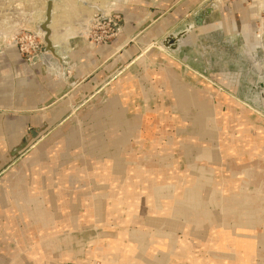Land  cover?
<instances>
[{
    "label": "crops",
    "instance_id": "0c3cea01",
    "mask_svg": "<svg viewBox=\"0 0 264 264\" xmlns=\"http://www.w3.org/2000/svg\"><path fill=\"white\" fill-rule=\"evenodd\" d=\"M132 2L127 8L124 7L119 10V15L123 17L122 32L116 36L114 41L95 47L86 42L79 46H74L71 40L67 45L69 57L66 54H58V58L54 56L53 59L44 60V63L54 68L53 70H61L63 74L67 70H74L71 73L72 80L68 85H65L66 82H61L59 79L51 83L49 77L38 70L37 75H32L30 81L23 80L24 87L16 91L13 88H6L4 81H0V109L6 108L8 112L15 113V115H7L0 112L1 161L5 162L6 157L10 156L14 147L21 144L26 138L28 128L40 129L41 133L45 134L61 123L65 119L68 109L70 110L74 107L70 99L73 97L75 90L79 87L88 89L89 86L94 85L99 87L100 85H104L113 74L119 73L124 67L125 69H129L138 62L139 58H143L151 49L157 45H161L167 37L171 35L178 36L174 33H177V31L181 32L184 27L190 24V18L195 21L204 16L201 12L204 11L202 9L206 4L205 0H135ZM219 3L221 2L219 1L216 4ZM245 6L246 3L241 0L225 4L221 7L222 12L226 13L223 21H220L217 25H206L209 16L203 17V25L198 26L192 32L195 33L196 30L211 28L209 31L217 30L224 32L225 34L223 35L227 38L222 37V39H228V41H225L227 43L236 39L242 40L247 45H254L252 38L255 17L253 16L251 7L248 9ZM63 36H66V33H63L61 37ZM200 36H203V38ZM197 39L196 45L199 44L200 47L197 46L199 52L204 56L207 49L206 39L209 40V37L204 33L197 36ZM63 40L61 39L59 40L60 43L59 41L57 43L63 45ZM185 40H179L178 47L180 51L172 52L171 54L183 56L184 61H188V51L185 49V42L187 40ZM73 46L74 49H72ZM141 47L144 49L148 47V49L144 50L141 57H137ZM152 52V54H149V59L156 58L155 52ZM18 57L19 55L16 53L6 54L1 59L4 62H2L3 66L7 68L10 66L9 68H12L13 62L17 60L16 65L22 67L26 75H30L31 73L27 69V66L18 62ZM68 58L69 61H67ZM148 61L140 62H142L141 64H148ZM167 62L159 70L150 69L147 72L144 80L152 81L148 87L143 84L146 81L139 83L134 78H132L133 86L129 85L126 87L129 89L127 92L140 91L137 95L145 99V107L150 114H157L156 111L151 112L150 102L152 101V96L154 94L157 95L158 91H163L164 86L167 85L166 81L173 78L172 73L180 80V83L182 82L185 86L207 94L204 90L190 86L180 79L179 75L173 70L174 64L172 60ZM215 63L218 62L216 61ZM127 64L128 66H125ZM206 64L209 68L213 66L211 62ZM201 65L202 70L205 71V65ZM5 74L2 80L7 79V75ZM222 75L226 79L231 77L229 73H223L220 76ZM131 76L130 72L125 73L121 79L127 81ZM154 79L155 81H153ZM118 82L114 84L115 87L112 88V93H115L113 91L117 90L115 88H117L118 85L116 84ZM68 87L72 91L66 93ZM121 95L120 93H115L114 96L119 98H115L111 103L113 105H111L112 109L107 110L108 113L113 110L112 112L115 114V118L112 119L107 129H110V133H113L112 131L114 130L117 131V135L113 134L115 137H110V135L109 140L113 138L116 141H124L125 139L134 137L135 140L140 142L141 139H144L142 135V130H144V133L146 132V139H151L152 141L151 148H153L152 145L155 140V137L153 139L152 136L163 135L160 145H157V147H161L162 151L158 153L156 151L153 152V149H151L147 153V160L143 159V161L142 158L127 162L125 159H122L123 164L127 166H131L133 163L138 166V168L134 166L135 168L131 169L132 172L134 170L135 174L130 179L127 176H122L126 168L122 166L119 159L125 147L121 148V150L118 148L119 150L116 151L115 155L107 154V152L104 155V159L102 153L100 154V158H97L96 152H106L105 149L108 145L104 146V142L100 138L95 137L94 139L97 143L92 146L93 148L88 151L81 149V151H83V156L91 155L90 157L94 161L104 162L103 166H94L95 168H93L92 162L91 164L84 163L83 170L74 167L63 173L57 171V176L52 174L51 180L42 179V177L40 179L41 172L39 170L36 173V177L33 176L31 178V181L35 182V188L32 187L31 189L32 183L29 185V177L28 175L25 176L21 180V183L22 185H27L26 194L25 197L22 195L21 202L23 205H30V207L34 205V208L31 209L32 218L41 221V223L36 225L37 242L35 246L28 247L23 251V248L14 239L11 238V240L9 237L3 239L4 235L6 236L7 233L11 232L8 230L7 225L12 224L14 218L10 215L11 218L5 219L6 224L0 227V229L2 228L0 230V239L4 244L11 240L14 245L12 248H9L12 251H16V253L13 254V258L8 263L7 261L3 262L4 260H0V264H50V261L46 260L47 256H41L39 253L44 252L54 255V251L58 249L56 243H60L59 236L61 234L64 236L71 235V230H77L83 222L91 221V218L97 217L98 212H108V203L111 200H113L111 201L112 203H117L118 205L120 203L128 205L129 210L126 212L127 214L125 211L123 212V219H126L125 214L126 216L131 214L134 220H139L142 214H148V222L142 223V226L138 230H132L128 227L122 229L116 235V242H108L105 245L100 243L101 246L99 244L96 253L89 254V258H99L104 264H125L128 262L129 253L134 251L133 246L137 245L139 248L133 257L136 264H154L150 263L148 259L150 257L146 258L144 254L142 255L143 252H141V250L145 249L144 237L150 234L155 237V252L159 250V246L167 248L175 241L177 244H174V247L177 245V248L182 253V261L186 262V264H264V160L260 161L258 158L251 160L248 154L252 146L256 144L250 143L247 145L243 151L244 155L240 158L238 157L239 161L234 157L232 159L230 156L226 158L227 161L220 162L216 158L220 157L219 154L221 152L219 138L220 140L223 139H221L218 133L213 134L215 136L211 138L206 136L203 141H189L191 138L189 134L194 130V127H192L194 119H196L194 123L197 125L205 122L219 124L223 121L226 126L230 125V123L239 122L241 126L246 125L248 127V124L242 122L239 119L240 116L237 114L236 108H240V104L235 102L234 105V100L228 101L229 98L226 99L224 96L220 97L219 95L221 100L223 97L224 100L226 99L229 106L228 113L222 115L220 106L223 100L218 105H215L211 101L212 98L207 94L205 95L207 99H204L208 100L216 109L212 113L208 111L206 114L204 111L199 112V109L195 108L198 106L204 107L202 104L203 100H186V103L190 102L187 105L183 101L174 102L172 99L168 100L166 95L163 96V104L161 103L159 107L170 108L171 114L174 109L184 110L186 107H193L190 111L192 115L185 114L178 116L173 115V113L172 117L170 115V117H161L162 119L159 122H151L147 116H139L140 118L137 117L131 122L125 119L123 121L118 119L120 110H114L130 106L126 100L129 95L125 97ZM138 107L140 108L141 106L138 104ZM193 110H195V114ZM137 111H140V109ZM198 112L202 113V115H197ZM27 113H34V115H26ZM213 113L214 116H211ZM208 114L210 115L209 117ZM204 115H207V117ZM211 117L213 118L210 119ZM171 120H176L177 122V125H175L177 127L175 128L176 134L166 131L169 123L173 122ZM145 124L148 127L156 125L158 129L151 128L148 131ZM131 125L133 126L130 129ZM126 127L129 128L128 131ZM231 130L234 131L229 133L236 135L237 130L230 129L229 131ZM133 134L136 135L134 136ZM178 137L181 138L180 142H183V144L190 143L191 146H185L188 148L182 149L183 146L180 147L182 144L178 142ZM169 138L175 139L176 143H179L180 146H176L172 151H163V149L167 148L164 146L167 144ZM50 152L51 150L46 154H50ZM58 152L57 160H60L65 151ZM157 155H159V159L155 158ZM169 155L173 156L170 161L166 157ZM42 157H45V153H43ZM164 157H166L165 161H168L164 166L168 167L159 170L158 173V165L161 164ZM206 157H208V160L203 159ZM49 160H52V164L48 168L51 172V170L53 171V167H55L53 161H56V156H53L52 153ZM259 161L260 166L257 165ZM231 162H237L238 165L233 166V169H236L238 173L245 170L252 171V168L255 175L254 178L246 179L244 175H240V177L238 176L240 179L234 182L235 184H231L233 182L229 183V180L227 184L222 178L226 172L228 174L227 178L229 177V172L231 171L229 166L233 165ZM46 163H48V160L42 163L44 168L46 167ZM182 163L184 164V171L181 168ZM37 167L39 168V166ZM28 168L25 165L21 169L22 171L20 170L21 173L29 172ZM176 169H178V172ZM193 169L198 170L196 172L204 177L202 179H194L195 181L191 180L193 177L195 178V175L191 172ZM211 171L214 172L212 173ZM89 172H93L94 174V176H91L92 179ZM250 176L252 177L251 174ZM187 177L189 179L191 177V179L188 180ZM81 181H84L82 187L79 185ZM15 182H13L12 178L5 179L0 186V212L5 211V215H9L7 205L9 196L6 193L11 187L10 185ZM77 184L79 185L78 187ZM94 189L95 191H98L97 189L100 191V196L98 197L101 199H97V201L92 199L96 197L93 195ZM185 191L192 192L194 196L187 193L185 195ZM87 200H91L93 204L87 206L85 214L79 213V204L81 205V203H85ZM74 202L78 203V205L74 206ZM104 204H107V211ZM176 205L180 206L184 211L181 210V212L173 213L172 209ZM93 212L96 214L93 215ZM108 216L110 217L109 214ZM18 219L23 222L21 225L25 226V223L26 226L30 225V219L26 212L20 213ZM2 221L4 219L0 217V225L3 224ZM61 230L68 231H63L62 233ZM144 230L149 231L145 232ZM125 238H128L129 244L123 242ZM167 239L169 242L166 241ZM6 247L8 248V246ZM7 248H1L0 251H10ZM30 248H32L31 251H29ZM146 250L147 248L144 253H146ZM27 251H29V254L25 253ZM71 258L70 261L74 264L75 256ZM13 259H17V262H12Z\"/></svg>",
    "mask_w": 264,
    "mask_h": 264
},
{
    "label": "rangeland",
    "instance_id": "374dc122",
    "mask_svg": "<svg viewBox=\"0 0 264 264\" xmlns=\"http://www.w3.org/2000/svg\"><path fill=\"white\" fill-rule=\"evenodd\" d=\"M12 1L13 0H0V81H4L6 88H13V90L16 91L17 89L24 87L23 80L30 81V79H32V75H37L38 70L49 77L51 83L54 80L59 79L61 82L65 81V85H68L72 80L71 73L74 70H67L63 74L61 70H53L54 68L52 66H48V64L44 63V60H46V55L44 56L45 53L51 55L49 59H53V56H55L49 51L45 52V37H41L43 35V32L42 30H38V26L42 25V23H44L45 21L48 0H14L13 2L15 3H13ZM132 1L135 0H92L91 6H85L78 0L74 1L77 5H72L71 3L69 5L67 2H70V0H55L53 3L52 23L50 24L49 28L54 33L51 41L53 47H56V52L58 54H66L69 57V52L67 53V45L71 40V43L74 44V46H79L86 42L88 44L90 43L94 45L95 47L104 45L105 43H108L110 41H114V39L116 38V36L114 35L118 34L116 31L117 29H114V24H117L118 28H120L119 34L122 32L121 28L123 24V17L119 15V10L123 9L124 7L127 8L130 3H133ZM205 1V7L202 9L204 11L201 12L204 16L206 15L208 9H211L213 5H218V8L215 9L210 15H208L209 17L206 16L208 17L206 25H217L218 23H220V21L224 20V16L226 15V13L222 12L221 7L225 4L238 2L240 0ZM219 1L221 3L216 4ZM241 1H244V3H246L245 7H247L248 9L251 7L253 16L255 17L252 38V40L254 41V45H248V52L246 49L247 44L243 43L242 40L240 41L235 39L233 41L231 40V42L228 43L225 42L228 41V39H222V37H225V35H223L225 33L222 31H209L211 30V28H208L207 30H196L195 33L192 32L187 36V41L185 40V49L186 51H188V61H184L183 56H180L178 54H171L172 51L168 50L161 43V45H157L155 48L151 49L146 55L143 56V58H139L138 62L132 65L129 69H125L124 67V69H122L119 73L113 74L112 77H110V79H108V81L104 83V85H100L99 87H97L96 85L89 86L88 89L79 87L80 89L78 88L77 90H75V92L73 93V97L70 99L72 105L74 106L72 107L73 109H68V113L65 115V119L52 129H50V131H48L47 133L42 134L40 129L37 128H28V134L26 138L21 142V144H18L14 147L10 156L6 157L5 162L0 160V186L5 179L12 178L13 182L16 181L15 183L10 185L11 187L6 193L7 196H9V202L7 203L9 215H5V211L0 212L1 219H4V221H2L3 224L0 225V227H3V225L6 224L5 219L11 218L10 215L14 218L13 223L7 225L8 230H10L11 232H6L7 235H4L2 238L6 239L7 237H9L10 239H14L16 243L20 244V246L23 248V251L28 247L36 245V225L38 223H41V221H37L35 218H32L31 209L34 208V205L30 207V205H23L21 202L22 195H24L25 197L27 187L26 184L22 185L21 180H23L24 177L28 175L29 179H27L29 185H31L32 183V186L30 187L31 189L35 184V182L31 181V178L33 176L36 177V173H38L39 170L41 172L40 179L42 177V179L46 178V180H51L50 178H52V174H54V176H57L58 172L63 173L64 171H68L69 169H72L74 167H78L83 170V165H85L84 163L91 164L92 162L91 165L93 166V168L103 166L104 162L94 161L93 159H91V155L83 156V151H81V149H86L87 151L92 149V146L97 143V141L94 139L95 137L100 138L104 142V146L108 145L105 149L106 152H96L97 158H100L101 153L103 155V159L104 155L107 152V154L115 155L116 151L119 150L118 148H120L121 150V148L125 147L124 151L121 153L122 156L119 159L122 166H125L126 168V171L122 176H127L130 179L135 174L134 170L132 172L131 169L134 166L138 168V166L134 165V163L131 164V166H127L126 164H123L122 159H125V161L127 162L133 159L142 158L143 161V159L147 160V153H149L151 149H153V152L156 151L158 153L162 151L161 147H157V145H160L163 139V135L158 134L152 136L153 139L155 137V140L153 141V148H151L152 141L151 139H146V132L144 133V130H142L144 139H141L140 142L138 140H135L134 137L125 139L124 141H116L113 138L109 140L110 135V137H115L117 135L116 130L112 131L113 133H110V129H107V127L110 126L109 124L111 123L112 119L115 118V114L114 112H112L113 110H111L110 113L107 112L108 109H112L113 105L111 103L113 102V100L115 98H119L114 96L115 93H120L122 94L121 96L124 97L129 95V97L126 98L130 105L129 107L124 106V108L113 109L115 111L120 110L118 119H120L121 121L125 119L131 122L139 116H147L148 119L151 120V122H159V120L162 119L161 117H172L173 113V115L178 116H182L185 114L192 115L190 111L193 107H186L184 108V110L174 109L172 114L170 108L159 107L161 103L163 104V96L166 95L168 97V100L172 99V101L174 102H185L186 100H203L202 104L204 105V107L198 106L195 108H198L199 112L204 111L207 114L208 111H215L216 109L214 105L208 102V100H205L207 99L205 95L208 94L212 98L211 101L215 105H218V103L223 100L221 102L222 105L220 106L222 115H226L229 110V106L227 104L228 102L226 101V99H232L234 100V102H238V104H240V106L242 107L236 108V111L240 116L239 119L242 122L248 124V127L246 125L241 126V123L239 122L230 123V125L226 126L224 125L223 121L219 124L205 122L203 124L197 125L196 123H194L196 122V119H194L192 124L194 130L189 134L191 136L189 141H203L205 140L206 136H209L211 138L215 136H213V134L218 133L223 140H220L219 138V148L221 152L219 154L220 157H217L216 160L219 159L220 162H224L227 161L226 158L231 156L232 159L236 158L237 161H239L238 159L242 155H244V148H246L250 143H254L256 145H253L252 149L248 153L249 159L252 160L253 158H258L260 161L264 160V31L262 29V27L264 28V0ZM10 2H12V4ZM37 2L38 4H36ZM16 3L17 5L15 6L14 4ZM32 3L35 5H32ZM261 6L263 9L261 8ZM104 15L108 16L111 19V22H109L108 19L105 21ZM189 20L190 24H195V21H193L192 18H190ZM197 27L198 26L196 25L194 30ZM184 30L185 27L182 29V31ZM88 31L89 33H87ZM63 33H66V36L61 37ZM178 33H180V31H177V33L174 34ZM204 33L208 35L209 40L206 39L207 49L205 50V55L202 56L198 49V47L200 46L199 44L196 45V42L198 40L197 36ZM257 35H263L260 43L256 41ZM200 37L203 38V36ZM61 39H64L62 41L63 45L59 44V40ZM58 41L59 43H57ZM74 46L72 47V49H74ZM253 48H257V53H255ZM146 49H148V47L145 49L141 47L139 50L140 55L138 54L137 57H141L144 50ZM160 49H163V51H161ZM152 51L155 52L156 58L149 59V54H152ZM8 53L18 54V62L22 63V65H26L31 74L26 75L24 73V69L19 65H16L17 60L13 62L14 65L12 66V68H9L10 66L8 68L4 67L2 64L3 60L1 59ZM250 57H252V59ZM145 60H149L148 64H141L142 62L140 61ZM169 60H172L174 64L173 70L179 75L180 79L185 81L190 86L196 87L200 90H204L205 92H207V94L189 86H185L184 84H182V82L180 83V80L174 75V73L171 72L173 78L166 81L167 85L164 86L163 91H158V96L156 94L152 96L153 98H151L152 101L150 102L152 108L151 112L156 111L157 114H150V112H148L147 108L145 107V99L142 96L137 95L140 91H134L135 93L132 91L127 92V90L129 89H127L126 87L133 84L132 78H134L135 81L137 80L139 83L146 81L144 80V78L146 77V74L150 69L159 70L160 67L164 66V64L166 65L168 63L167 61ZM67 61H69V58L67 59ZM216 61L218 63H215ZM210 62L213 64V66L209 68L206 63L209 64ZM201 64L205 65V71L202 70ZM125 66H128V64ZM129 72L132 75L131 78L129 77L127 81L121 79L123 78V74ZM4 73H6L5 75H7L6 80H2L4 79ZM223 73H229L231 77L229 79H226V77H224L223 75L220 76ZM120 79L121 81H119ZM153 81H155V79ZM117 82L118 84L116 85L118 86L117 88H115L117 90L113 91L115 93H112L111 90L113 87H115L114 84ZM151 82L152 81H146L143 84L148 87ZM76 85H78V83H76ZM70 91L72 90L68 87L66 93H69ZM219 95L220 97L224 96L226 99L224 100V98H222L221 100ZM188 103L186 104L188 105ZM138 104L141 106L140 108L138 107ZM138 109H140V111H137ZM0 112L6 113L7 115H15L14 112H8L6 108L0 109ZM199 112L197 115H202V113ZM193 113L195 114V110H193ZM32 114L34 115V113H27L26 115ZM171 121L173 122L169 123V127L166 131L171 134H176L177 131H175V128L177 127L175 125H177V122L176 120ZM132 126L133 125H131V127L129 128L131 129ZM188 126L190 127L189 124ZM129 128L126 127V130L128 131ZM151 128H156V125H153L151 127H148L146 125V129L148 131H150ZM156 129H158V127ZM230 129H236V135L233 133L230 134L232 131H234H229ZM155 132H157V130H155ZM133 135L135 136L136 134ZM177 139L178 142L181 141L180 137H178ZM180 143L182 144L181 146L179 145V143H176L175 139L169 138L167 144H165L164 146L168 149H163V151H172L176 148V146H183L182 149L188 148L185 146H191L190 143ZM50 150V154H46ZM58 151H65L60 160H57V153H59ZM43 153H45V157H42ZM52 153L53 156H56V161H53L55 167H53V171L51 170L50 172L48 168H50L52 160H49V158L51 159ZM166 157L168 158V161H170L173 156L169 155ZM166 157H164L161 164L158 165V173L159 170L168 167L164 166L168 163V161H165ZM155 158L159 159V155L155 156ZM203 159L208 160V157ZM47 160L48 163L45 164L46 167L44 168L42 163ZM260 161L257 164L258 166H260ZM232 164V166H229L231 169V171L229 172V177L227 178L228 174L226 172V174L222 178V180H225L227 184L228 180L230 182H233L232 184H235L234 182H237L240 179V175H244V178L246 179L254 178L255 175L252 168V171L245 170L238 173L236 169H233V166L235 167L237 162H233ZM25 165L29 167V172H25L23 174L21 173V169ZM37 166H39V168ZM181 168H183V171L185 170L183 163L181 164ZM207 169H209V167H207ZM176 170L178 172V169ZM196 171L198 170L193 169V171H191L192 174L195 175V178L193 177L191 179L190 177V179L193 181H195L194 179L197 180L204 177ZM211 172L213 173L214 171ZM113 174L115 175L114 172ZM250 174L252 175V177L250 176ZM89 175L91 179V176H94L93 172H89ZM60 178L62 179V177ZM190 179L188 178V180ZM83 182L84 181H81L79 183L80 187L84 185ZM79 185L77 184V187ZM66 188L68 187L66 186ZM97 190L98 191H95L94 189L93 195L96 197L92 198L96 201L97 199H101L98 197L100 196V191L99 189ZM186 193L194 196V194L190 191H185V195H187ZM111 201L110 203H108V212H98L97 217L93 219L91 218V221L83 222V224H81V226L77 230H69L71 235L64 236L61 234L59 236L60 243H56L58 249L54 251L55 256L50 253L44 252L39 253V255L47 256L46 260L50 261V264H73L70 261L72 259L71 257L73 256H75V259L73 261L75 262L74 264H104L101 259L89 258L88 255L92 254L93 252L96 253V250L99 247L100 243H103L102 245H105V243L108 242H116V235L122 229L128 227L132 230H138L139 227L142 226L141 224L147 223L149 219L148 214H142L140 215L139 220H134L131 214H128L126 216V212L129 210L127 204L124 205L120 203V205H118L117 203H112ZM92 204L93 203L91 202V200H87V202L81 203V205L79 204V213L85 214L87 206ZM77 205L78 203L74 202V206ZM104 206L106 207L107 211V204H104ZM181 210L184 211L182 208H180V206L176 205V207L172 209V212H181ZM124 211L126 213V219H123ZM22 212H26L28 214L30 225L26 226V223L25 226L21 225L23 222H21L18 218L20 216V213ZM95 214L96 213L93 212V215ZM108 214L110 215V217L108 216ZM105 216H107V218H105ZM141 219L144 222L140 221ZM105 224L108 226H106ZM61 231L63 233V231L68 230ZM144 231L148 232L149 230ZM170 237L172 240H174L172 236ZM11 240L8 241V243L4 244L0 239V249L7 248L6 246H8L7 249L10 250L7 252L0 251V260H4L3 262L7 261L8 263L13 258V254L16 253V251H12L10 249L14 245ZM166 241H168V239ZM123 242L129 244L128 238H125ZM155 244L156 241L153 235H145L144 245L145 249L147 248V250L146 253H144L145 249L141 250V252H143L142 255L144 254L146 258L150 257L148 258L150 263L186 264V262L182 261V253L177 248V245H175L176 247H174V244H177L175 241L167 248L159 246V250L157 252H155L154 250ZM133 247L134 251L132 253H129V257L127 259L128 262H126L125 264H136V262L133 260V257L137 253L139 247L137 245ZM70 248L73 253L70 252ZM31 249L32 248H30L29 251H31ZM29 251L25 253L29 254ZM55 258L56 260H54ZM12 262L16 263L17 259H13Z\"/></svg>",
    "mask_w": 264,
    "mask_h": 264
},
{
    "label": "water",
    "instance_id": "95a60500",
    "mask_svg": "<svg viewBox=\"0 0 264 264\" xmlns=\"http://www.w3.org/2000/svg\"><path fill=\"white\" fill-rule=\"evenodd\" d=\"M54 1L55 0H48L45 21H44V23H42V25H40L41 27L40 26L38 27V30L42 29L44 31H47V25H49L51 23V21H52V13H53V3H54ZM217 8H218V5H213L212 8L208 9V11L206 12V16L210 15ZM206 16H202L201 18H198V20H195V24L187 25L185 27L184 31H181L180 33L177 34L179 36V38L174 37L173 35L167 37L162 42V45H164V47H166L167 49H169V50H171L173 52H179L180 48L178 47V41L181 40V39H186L187 36L189 34H191L192 31L194 30V28H195L194 26L203 25V23H204V21H203L204 18L203 17H206ZM45 43H46L45 52L50 51L58 58V53L56 52V48L53 47V45L50 42V40L46 39Z\"/></svg>",
    "mask_w": 264,
    "mask_h": 264
},
{
    "label": "bare ground",
    "instance_id": "6f19581e",
    "mask_svg": "<svg viewBox=\"0 0 264 264\" xmlns=\"http://www.w3.org/2000/svg\"><path fill=\"white\" fill-rule=\"evenodd\" d=\"M14 1V0H13ZM12 1V2H13ZM75 0H70V2H67L69 5H70V3L72 4V5H75L76 4V2H74ZM78 1H80L81 3H83V5H87V6H91V1L92 0H78ZM12 2H10L11 4H12ZM13 3H15V2H13ZM36 4H38V2L36 3ZM48 4V3H47ZM15 6L17 5V3L16 4H14ZM32 5H35V4H33L32 3ZM77 5V4H76ZM92 6H93V4H92ZM34 7V6H33ZM36 7V6H35ZM261 8H262V6H261ZM263 9V8H262ZM104 13V12H103ZM52 16H53V13H52ZM45 17H46V15H45ZM51 23H52V21H51ZM50 23V24H51ZM50 24L49 25H47V31H44V30H42V32H43V35L41 36V37H45V41H46V39H49L50 40V42L52 43V41H51V38L53 37V31L49 28V26H50ZM263 26H264V24H263ZM39 27V26H38ZM41 27V26H40ZM262 29H263V31H264V28L262 27ZM40 31V30H39ZM49 32V33H48ZM87 33H89V31L87 32ZM86 33V34H87ZM261 33V32H260ZM264 33V32H263ZM262 36L263 35H257V38H256V41L258 42V43H260V41H261V39H262ZM177 38H179V36H176ZM43 41V40H42ZM45 43V42H44ZM45 45H46V43H45ZM56 48V47H55ZM247 52L249 51V47H248V45H247ZM254 49V51H255V53H257V48H253ZM171 51V50H170ZM50 52V51H49ZM173 52V51H172ZM52 53V52H51ZM53 54V53H52ZM46 55V60L48 61L49 60V58L51 57V55H49V54H44V56ZM54 55V54H53ZM54 57V56H53ZM251 59H252V57H250ZM224 98V97H223ZM229 100H231V99H228V101ZM233 101V100H232ZM231 101V102H232ZM234 105H235V102H234ZM238 105V104H237ZM239 106V105H238ZM240 108H241V106H239ZM238 108V107H237ZM210 112V111H209ZM211 113H212V111H211ZM229 115V114H228ZM210 116V115H209ZM211 116H214V113H213V115H211ZM206 117H207V115H206ZM231 117H232V113H231ZM235 117H237V116H235ZM210 119H212V118H210ZM230 119V118H229ZM228 120V119H227ZM226 120V121H227ZM212 121V120H211ZM237 121H238V118H237ZM249 130V129H248ZM229 183H231L230 181H229ZM224 184V183H223ZM232 184V183H231ZM42 226V225H41Z\"/></svg>",
    "mask_w": 264,
    "mask_h": 264
},
{
    "label": "built area",
    "instance_id": "2783aa9c",
    "mask_svg": "<svg viewBox=\"0 0 264 264\" xmlns=\"http://www.w3.org/2000/svg\"><path fill=\"white\" fill-rule=\"evenodd\" d=\"M105 17H104V20L106 21L107 19H108V21L109 22H111V19L108 17V16H106V15H104ZM104 21V22H105ZM114 29L117 31V33L119 34V32H120V28H118V25L117 24H114ZM118 34H116V35H114V36H117ZM247 49V48H246Z\"/></svg>",
    "mask_w": 264,
    "mask_h": 264
}]
</instances>
